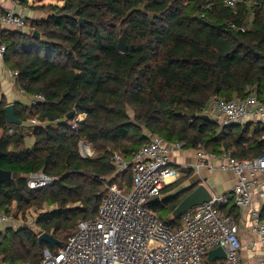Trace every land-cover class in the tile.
Masks as SVG:
<instances>
[{
    "label": "trees",
    "instance_id": "1",
    "mask_svg": "<svg viewBox=\"0 0 264 264\" xmlns=\"http://www.w3.org/2000/svg\"><path fill=\"white\" fill-rule=\"evenodd\" d=\"M55 1L33 6L49 14L35 21L24 17L26 33L1 32L8 46L3 63L18 73L15 89L28 98L45 97L35 107L14 103L23 124L8 125L0 79V167L17 175L0 185V212L15 210L16 218L39 212L38 233L23 227L0 235L2 264H40L46 250H60L80 222L97 217L107 193L102 177L130 190L132 171L117 175L111 157L130 161L148 134L215 156L264 155V124L221 128L201 118L214 97L229 102L256 95L264 105V0L236 10L225 0ZM34 32L40 37L33 38ZM120 40L126 53L119 50ZM71 112L73 119L86 116L77 131L69 125L73 119L67 120ZM81 140L91 144L94 159L80 157ZM38 173L56 181L30 190L27 179ZM179 182L165 190L170 196L148 207L171 216L187 190L177 191ZM220 210L239 215L234 206ZM164 219L171 228L180 226L179 219ZM44 233L60 245L40 244Z\"/></svg>",
    "mask_w": 264,
    "mask_h": 264
},
{
    "label": "built area",
    "instance_id": "2",
    "mask_svg": "<svg viewBox=\"0 0 264 264\" xmlns=\"http://www.w3.org/2000/svg\"><path fill=\"white\" fill-rule=\"evenodd\" d=\"M262 1L225 0V6L236 10L240 5H260ZM20 5L18 1L16 7ZM0 27L22 33L28 30L24 16L13 10L0 12ZM7 51L8 46L0 38L1 61ZM17 75L8 70L9 78L15 79ZM19 94L26 97L23 90ZM44 102L43 95H35L28 98L27 106ZM202 116H208L221 128L250 122L264 124V105L256 95L229 102L214 97ZM85 118L79 115L69 121L71 129L77 131ZM32 124L37 126L39 122ZM13 133L11 129L10 134ZM148 139L130 161L116 153L111 157L117 175L132 171V188L121 189L102 177L107 193L97 217L80 222L76 233L60 250H46L40 264H243L244 236L252 239V248H257L262 256L259 264H264V155L236 159L231 153L215 156L202 148L185 150L181 142L170 143L152 134H148ZM79 155L83 160H91L96 152L88 141L81 140ZM185 160L193 163L187 164ZM205 172L232 174L235 185L225 193L211 190L206 185ZM192 174L200 179L195 184L209 189L211 201L185 213L180 226L171 228L148 203L157 198L162 201L168 195L164 194L166 189ZM55 181L56 178L38 173L28 177L27 186L39 190ZM231 206L237 209L238 217L220 210ZM11 217L13 213L0 212V227L8 225ZM218 248L224 251L225 259L208 261L209 253Z\"/></svg>",
    "mask_w": 264,
    "mask_h": 264
},
{
    "label": "crops",
    "instance_id": "3",
    "mask_svg": "<svg viewBox=\"0 0 264 264\" xmlns=\"http://www.w3.org/2000/svg\"><path fill=\"white\" fill-rule=\"evenodd\" d=\"M18 1L19 0H0V12L13 10L15 14L23 15L26 19L28 18L31 21L41 20L45 18V16L44 17L42 16V13H37L29 9L32 7V3H29L26 7L22 6L23 4L16 7ZM7 29L0 27L1 39H2L1 32ZM4 67L6 71L4 70ZM0 79H1V93L6 97L9 105L14 104L16 102H20L22 104L27 105L28 97H21V98L19 97L18 99L15 98L14 96L15 79L9 78L7 67L4 65L3 61L1 60H0ZM204 178L206 180L205 181L206 185L211 190L217 192L221 191L220 193L229 192L232 189V187L235 185V177L232 174L219 173L216 175H211L205 172ZM170 193L172 194V192H169L167 193L168 195H166V197L170 196L171 195ZM14 212L15 210H12V213ZM169 218H170L169 220L174 219L172 215ZM19 221L17 222L19 223ZM251 243H252V239H250L249 236L243 237V245H244L243 264H259L262 258L259 250L257 248L253 249Z\"/></svg>",
    "mask_w": 264,
    "mask_h": 264
},
{
    "label": "water",
    "instance_id": "4",
    "mask_svg": "<svg viewBox=\"0 0 264 264\" xmlns=\"http://www.w3.org/2000/svg\"><path fill=\"white\" fill-rule=\"evenodd\" d=\"M85 20H80L79 23L83 24ZM33 38L37 39L40 37L38 32L33 33ZM119 50L122 53H126L128 50V46H126L122 40H120L119 44ZM5 113H6V118H7V124L8 125H16V126H21L23 123L20 121L15 114V105L11 104L8 105L5 108ZM74 118V112H71L67 116V120H72ZM202 119L206 121H210L208 116H202ZM4 157L3 152L0 149V162L2 158ZM17 178L16 174H12L9 171H5L1 169L0 167V185L6 182H9L11 180H14ZM186 190V189H185ZM186 193H189L182 201L181 203L177 206L175 211L172 213V217L174 219H179L181 218L185 213L188 211L192 210L193 208L203 205L204 203H208L211 201V193L209 189L204 185V184H199L195 189L192 190V188H188ZM161 202L160 199H154L148 203V206H154L157 205ZM39 243L42 244H47L49 245L52 249L60 245V242L55 239L53 236L49 234H41L38 239ZM220 259H225V253L221 248H218L212 252L209 253L208 261H216Z\"/></svg>",
    "mask_w": 264,
    "mask_h": 264
},
{
    "label": "rangeland",
    "instance_id": "5",
    "mask_svg": "<svg viewBox=\"0 0 264 264\" xmlns=\"http://www.w3.org/2000/svg\"><path fill=\"white\" fill-rule=\"evenodd\" d=\"M29 3H32V7L29 8L31 11H35L37 13H42V16L43 17L45 16V18L48 16L49 12L48 11L46 12V11H41V10H35V8H33V6L39 7V5L42 6V5L57 4V2L55 0H46L45 2H41V3L38 2V0H28V4ZM22 6L26 7L27 4L24 3ZM4 70L6 71L5 67H4ZM7 70H10V69L7 67ZM14 93H15L14 94L15 98L18 99L19 97L20 98L22 97V96H20L19 91L17 89L14 90ZM32 143H33L32 139L28 138L27 139V145L32 146ZM176 163H178V162L176 161ZM185 163L191 164L193 162H192V160H185ZM183 179H184V177L181 178V180L179 182V183H181V185L176 189L177 191L182 190V189H188L189 187L193 186L196 182H198L200 180L194 174H192L188 180H183ZM219 190H221V189H219ZM188 194L189 193L185 192V193H183V196L186 197ZM165 198H166V195L163 199H165ZM47 209L48 208H45V210H47ZM154 212L160 217V219L165 220L164 218H168L166 220H169V217H167L169 215L167 210L156 209V210H154ZM14 213H13V217H11L12 222L10 221V223L8 225H3L0 227V235L5 234L7 232V230L12 228V227L15 231H18L19 229H21L23 227H25V228L27 227L28 229L30 228L31 230H33L35 233H38V229L36 228L35 225H33V224H35L34 221L37 217V214L39 213L38 211H36L35 209H32V210L28 211L23 218H21V216H18L17 219H16ZM180 219L181 218H179V220ZM17 221H19V223ZM0 264H2L1 258H0Z\"/></svg>",
    "mask_w": 264,
    "mask_h": 264
}]
</instances>
